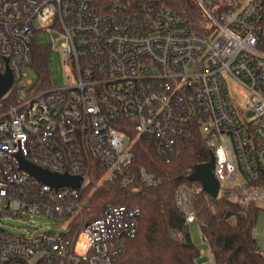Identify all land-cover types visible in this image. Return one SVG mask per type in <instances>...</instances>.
<instances>
[{"label": "built area", "instance_id": "1", "mask_svg": "<svg viewBox=\"0 0 264 264\" xmlns=\"http://www.w3.org/2000/svg\"><path fill=\"white\" fill-rule=\"evenodd\" d=\"M194 1L202 32L164 0H0V78L11 79L0 94V219L44 215L62 226L0 227V264H114L140 211L94 207L89 184L93 174L122 189L159 186L135 161L139 137L168 159L195 128L219 192L264 207V0ZM36 30L63 39L62 85L22 69ZM19 155L82 180L50 185L21 169ZM176 202L194 221L188 190L179 187Z\"/></svg>", "mask_w": 264, "mask_h": 264}, {"label": "trees", "instance_id": "2", "mask_svg": "<svg viewBox=\"0 0 264 264\" xmlns=\"http://www.w3.org/2000/svg\"><path fill=\"white\" fill-rule=\"evenodd\" d=\"M164 3L184 17L192 29L202 32L204 20L196 11L194 0H164ZM31 68L36 73V81L48 77L43 47H32ZM177 145V153L166 159L157 155L150 139L139 137L133 144L136 163L160 177L161 184L157 187L135 183L122 189L115 182H95L98 175L91 174L93 181L89 189L94 207L116 203L137 207L140 211L137 232L114 264H198L199 250L190 237L184 212L176 202L179 187L189 192V206L214 264H264V254L253 232L256 212L263 206L245 208L229 191L212 197L202 190L198 181L186 178V170L208 161L212 153L198 130L192 128L191 134L182 137Z\"/></svg>", "mask_w": 264, "mask_h": 264}, {"label": "rangeland", "instance_id": "3", "mask_svg": "<svg viewBox=\"0 0 264 264\" xmlns=\"http://www.w3.org/2000/svg\"><path fill=\"white\" fill-rule=\"evenodd\" d=\"M52 37L55 41L52 45ZM37 46L44 48L45 59L47 63V72L49 83L51 86L64 84L63 68H62V37L56 32H47L44 30H36L33 37ZM23 70L27 72L29 77L36 80V73L31 66H23ZM239 180H241L239 178ZM220 191L219 193H222ZM53 218L44 215H34L28 217H6L0 219V227L14 233L43 232L46 230H54L59 232L60 225L52 223ZM255 242L264 254V207L258 208L254 221ZM188 231L193 243L199 250L198 264H211L209 259V247L201 238L199 226L196 220L188 222Z\"/></svg>", "mask_w": 264, "mask_h": 264}, {"label": "water", "instance_id": "4", "mask_svg": "<svg viewBox=\"0 0 264 264\" xmlns=\"http://www.w3.org/2000/svg\"><path fill=\"white\" fill-rule=\"evenodd\" d=\"M11 79L9 74L0 78V94H2L10 85ZM19 166L21 169L27 171L34 177L42 180L53 186L69 185L78 186L82 180V176H71L66 173H54L46 169H42L37 165H34L22 156L19 155ZM184 175L189 180L198 181L203 191L216 197L219 192V182L214 174V157L213 153H210V159L206 162L197 163L192 165L188 170L184 172Z\"/></svg>", "mask_w": 264, "mask_h": 264}]
</instances>
